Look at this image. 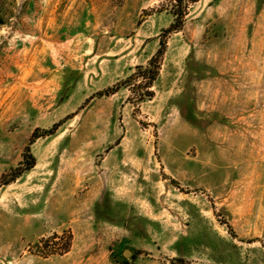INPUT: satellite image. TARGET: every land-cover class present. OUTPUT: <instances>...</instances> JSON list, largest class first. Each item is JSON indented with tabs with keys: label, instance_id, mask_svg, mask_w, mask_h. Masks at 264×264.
Instances as JSON below:
<instances>
[{
	"label": "rangeland",
	"instance_id": "obj_1",
	"mask_svg": "<svg viewBox=\"0 0 264 264\" xmlns=\"http://www.w3.org/2000/svg\"><path fill=\"white\" fill-rule=\"evenodd\" d=\"M174 4L0 0V264H264V0L189 5L140 101Z\"/></svg>",
	"mask_w": 264,
	"mask_h": 264
},
{
	"label": "trees",
	"instance_id": "obj_2",
	"mask_svg": "<svg viewBox=\"0 0 264 264\" xmlns=\"http://www.w3.org/2000/svg\"><path fill=\"white\" fill-rule=\"evenodd\" d=\"M200 0H174V12H173V23L163 31V35L159 39V48L154 56H152L147 65L145 67H137V73L130 76L126 83L134 81L133 87H144L146 89L145 93L139 95V100L142 101L143 99H150L153 96V93L149 91L152 88L153 84L155 83L156 79L159 76L160 71V60L164 54L166 48V37L169 34H174L179 32L184 24L185 17L187 16V9L189 5L198 3ZM141 80V81H139ZM143 81V83H142ZM131 84V83H130ZM116 92V87L112 88L107 94H114ZM60 126V123L55 124L50 130L43 131L41 135H38V130H35L31 135L29 140V146L32 145L35 140L39 138H45L48 136H52L57 128ZM35 166V159L31 155L29 151V147L25 148L23 154L22 162L16 167L15 169L11 170L10 174L5 175L0 182V187L7 186L13 182H15L18 178H20L23 174L29 172ZM56 238V237H54ZM69 246L66 244L64 248L60 251L61 253L68 252Z\"/></svg>",
	"mask_w": 264,
	"mask_h": 264
},
{
	"label": "water",
	"instance_id": "obj_3",
	"mask_svg": "<svg viewBox=\"0 0 264 264\" xmlns=\"http://www.w3.org/2000/svg\"><path fill=\"white\" fill-rule=\"evenodd\" d=\"M129 254H131L129 250L124 251L123 257L126 258Z\"/></svg>",
	"mask_w": 264,
	"mask_h": 264
}]
</instances>
